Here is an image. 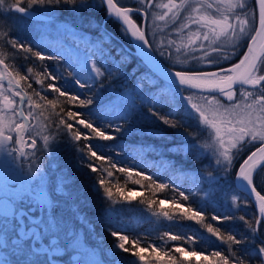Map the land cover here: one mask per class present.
<instances>
[{
    "label": "snow or ice",
    "instance_id": "6c2138e0",
    "mask_svg": "<svg viewBox=\"0 0 264 264\" xmlns=\"http://www.w3.org/2000/svg\"><path fill=\"white\" fill-rule=\"evenodd\" d=\"M221 6H225L223 10ZM58 9L81 20L102 10L105 21L119 25L121 35L134 42L136 53L145 65L131 90L120 89L117 94L103 98L101 90L106 88L105 81L118 78L114 73L128 60V54L121 49H116L115 54L111 48L105 50L100 42L93 43L87 33L73 31L72 35L86 49L91 47L100 59L110 60L111 67L99 63L93 55L77 54L67 63V76L43 64L65 61L63 53L53 54L43 44L13 35L16 21L12 17L26 19L41 10L52 17ZM0 17L4 19L0 24V157L21 181L19 185H10L20 189L11 200L13 215L22 219L26 211L24 201L31 200L37 209L44 211L50 229L63 228L70 243L87 249L80 254L89 255L91 259L75 264H125L126 254L135 258L133 264H151V261L190 264L187 258L198 256H204L205 260L211 257L216 264H264V189H259L257 182L258 175L264 172V0H252L251 8L246 0H167L166 3H157V0H130L128 3L122 0H0ZM156 22L169 29L167 35L159 39L155 32L150 33V27ZM50 25L55 26V19L50 20ZM173 37L182 39L178 43ZM20 53L25 54V61L32 63L17 66L7 62L15 61ZM180 54L184 59L178 58ZM232 57L238 58L231 62ZM37 61L42 65L40 71L33 66ZM189 61L202 66L189 67ZM45 80L49 81L46 88ZM62 80L78 91H70L59 83ZM22 82H29V89L32 83L40 86V90H34L35 98L24 89ZM107 88L111 89L110 80ZM49 90L65 97L76 110L60 107L57 111V99H49ZM177 97L183 101L188 115L194 114L199 125L207 130L208 135L203 140L198 133L188 132L179 112L162 111L177 103ZM145 108L147 115L167 128H184L191 137L169 144L167 152L175 169L196 173L203 205L193 206L196 193L187 192L174 182L167 183L135 164L98 153L91 143L94 139L116 141L117 134L126 131L125 125L130 126ZM110 113H115L116 120L122 123L109 119ZM61 139L80 154V167L97 174L91 188L94 195L108 205L100 220L112 241L99 255L96 249L87 247L81 236L72 227L68 228L69 223L57 213L62 199L67 203L72 198L73 213L77 216L82 207L87 206L86 202L81 204L80 193L74 196L70 190L74 181L63 177L58 183L50 184L42 163L35 162L38 153L53 155ZM122 154L123 150L116 153L117 156ZM26 157L31 161L27 168L24 167ZM203 160L208 161L204 169L182 166L188 161L195 164ZM94 161H106L115 172L126 174V184L130 181L132 185L147 187L153 195L166 189L176 193L178 199L173 197L170 201L174 205L171 212L153 210L156 200L141 203L146 204L153 216L173 222L178 214L202 226L210 238H215L213 243L218 242L215 250H198L199 237L170 232L159 237L163 244L141 246V238L130 240L129 235L111 228L116 205H131L133 189L113 183L114 172L99 167ZM230 178V187L245 190L250 198L239 202L238 195H230L231 206L239 210L241 206L254 204L253 218L207 211L213 203H218V195H223L222 189L220 193L215 189L221 188L222 180L227 182ZM261 180L264 181V177ZM143 181L148 183L145 185ZM36 216L38 218L39 213ZM237 219L242 222L244 231L234 232L224 227L225 222ZM17 239L30 251L28 241L19 235ZM167 241H181V244L170 248ZM44 242L48 244V240ZM49 247L54 251L61 246ZM205 252L208 255H204ZM59 258L46 255L45 264H58Z\"/></svg>",
    "mask_w": 264,
    "mask_h": 264
},
{
    "label": "trees",
    "instance_id": "16d2710c",
    "mask_svg": "<svg viewBox=\"0 0 264 264\" xmlns=\"http://www.w3.org/2000/svg\"><path fill=\"white\" fill-rule=\"evenodd\" d=\"M122 2L128 3L130 0H122ZM246 2L248 3L249 8H251L252 0H246ZM157 3H164V0H157ZM156 11L159 12L160 10L156 9ZM37 12L44 13L43 10ZM52 17L55 20L69 23L70 26L76 31L87 33L93 43L100 42L105 50L111 48L113 50V54H115L116 49H121L124 53L128 54V60L121 64L118 72L114 73V76L118 78L114 80L109 78L111 81V89L107 88L109 80L105 81L106 88L101 90L103 98L107 99L109 95L117 94L120 89L131 90L133 86L138 83V78L145 66L132 53L130 42L126 36L121 35L119 25L113 23L112 21L104 20L102 10H98L91 15H86L83 20H81L80 17H74L72 14L64 11L63 9H58L52 14ZM12 19L16 21V31L13 33V35H18L21 39L28 42L43 44L44 47L49 46L50 49L53 48L54 44H47L44 42L46 39L31 34L29 27L33 24H36L35 22L29 21L27 19H19L18 17H12ZM89 21H91V23H89ZM2 23H4V19L0 17V24ZM155 33L157 34V39H159L158 33ZM109 37H111V39H109ZM62 39L70 42L71 45L82 49L89 55H93L99 63H107L108 66L111 67L110 60L100 59L98 53H94L91 47L86 49V46L80 40L67 35L63 36ZM227 51L231 52V48H228ZM240 51L242 52V49ZM24 55L25 54L20 53L15 61L9 60L7 62L10 65L15 63L17 66L31 64V61H25L23 59ZM237 58L238 57H232L231 62H235ZM221 63H223V60H221ZM43 64H46L54 72L67 76L68 69L65 61H61L59 63L56 61H46L43 62ZM33 66L35 67L36 71H40L42 65L41 62L37 61ZM188 66L198 68L197 66L201 67L202 65L200 63H193L189 61ZM48 82V80H45V88ZM28 83L29 82H22V86L26 91L29 92V94L34 96V90H40V86L32 83V88L29 89ZM59 83L67 87L70 91H78V89L73 88L70 83L65 84V81L63 80ZM48 95L49 99H57V111H59L60 107H64L66 110L68 108L76 110L75 106L68 104L65 97H59L58 94L51 93L50 90ZM177 101V103L171 104L169 108L162 109V111H172L173 113L179 112L180 116L184 117L183 123L188 132L198 133L203 140L208 134L207 130L203 129V126L199 125L198 121L193 116L188 115V112L183 107V104L180 103V100ZM146 113L147 109H142L141 114L131 121L130 126L125 125L127 130L117 134L118 139L116 141H98L94 139L91 141V143L96 146L98 153L112 155L115 159H121L124 161H128L129 157L133 156V154L140 153L142 158H144L147 162L158 163L161 165L157 171L153 172L154 176L164 180L167 183L174 182L187 192L196 193V196L192 201L193 206L195 207L198 204L203 205V197L198 190L199 182L196 180V173L193 171H179L175 169L173 167L172 158L167 152V147L169 144L180 140H189L191 137L185 133L184 128H167L156 118L151 117ZM45 115H47V112ZM116 123H122V121L117 120ZM84 131L87 132L88 130ZM160 137H163V139ZM122 150L123 154L121 156H117L116 153H119ZM79 161L80 154L75 151L70 143L63 139L58 141L55 145V152L53 155L49 156L47 153H38L35 159V162L42 163L44 166L45 171L48 173L50 184L54 185L58 183L63 177H70L71 180L74 181V183L70 186V190L73 192V195L75 196L76 193H80L81 204L83 205L86 202L87 206L82 207V212L79 216H77L73 213L74 205L72 203V198H69L67 203H64L62 199L61 204L57 209V213L69 223L66 226L68 228H73L75 224H78L80 228H83L85 224H88L89 229L96 234V237L104 240L103 242L105 245H109L112 241V238L104 230L105 224L100 220V217L104 214V209L108 207V205L97 198L94 195V190L91 188L93 178L97 174L90 173L84 168L80 167ZM30 162L31 161L26 157L24 167L27 168ZM94 163L99 167L114 172V178L112 180L113 183H118L120 187L131 188L133 190L139 189V193L133 195L134 200L131 205H126L123 207L116 205L117 211L111 215L112 225H123L120 224L121 221H127V223L130 222L132 224V220L136 215L139 216L142 212H149L146 209V204L141 203L142 200H156L157 203L154 205L153 210L157 212H159L161 209L169 210L171 212L174 208V205H172L170 201L173 199V197H177L178 199L176 193L166 189L163 192H157L155 195H153L152 190L148 189L147 187L141 188L140 186L132 185L130 181H128L126 184V174L115 172V170L109 167L106 161H94ZM207 164V160H203L195 164H193L191 161H188L182 166L186 168L204 169V166ZM261 177H264V172H261L257 177L259 189H264V181L261 180ZM134 178L138 179L139 177ZM142 183L146 185L148 182L143 181ZM220 183L221 188L215 189V191L220 193L222 189L223 195H218V203H213L207 208V211L211 213L213 210H215L225 215H232L234 213L237 217L239 215H247L249 218H253L255 211L251 203H249L246 208L241 206L239 210L231 206L229 201L230 195H238L240 198L239 201L242 202L248 200L244 195L237 192L236 189L230 187L231 178L227 182L222 180ZM162 200L168 201L166 208L160 207V201ZM175 215L176 219L173 222L177 224V227L181 228L180 230L183 232L182 235L187 232L190 235L199 237L197 242L198 245H208L209 247L218 245V242L213 243L215 238H210L209 235L203 231L202 226L197 225L192 221H186L178 214ZM85 216L86 219H83ZM224 227L234 232L244 231L243 224L238 219L235 221L225 222ZM126 228H129V230L133 231L135 234H138V232L134 229V226H129ZM175 234L180 233L175 231ZM138 236H140V234H138ZM151 239L152 237L149 238V240ZM172 243L181 244V241H171L167 245H171ZM209 262H213V259L209 258Z\"/></svg>",
    "mask_w": 264,
    "mask_h": 264
},
{
    "label": "flooded vegetation",
    "instance_id": "af4514ba",
    "mask_svg": "<svg viewBox=\"0 0 264 264\" xmlns=\"http://www.w3.org/2000/svg\"><path fill=\"white\" fill-rule=\"evenodd\" d=\"M163 28L164 30H168L166 25ZM166 35L167 34H165V36ZM173 38L177 39L178 43L182 39V37ZM178 58L184 59L183 54H180ZM16 177L21 183L20 177L17 174ZM4 187L8 189L6 184H4ZM12 199L11 196L0 197V201H6L2 202L5 203V207L0 206L1 209L5 210L4 213L0 212V264H5V262H7V264H45L46 255L60 257L58 259V264H75L76 261L86 262L88 260L86 255L80 254L84 251L70 250V248H68L70 241L63 228L59 229V236L57 237H52V235L50 236L45 233L44 227L47 226L45 222V213L42 209H37L31 200L24 201V208L26 211L22 213V219L13 215L11 204ZM37 213H39L38 218L36 216ZM17 223L18 227L16 226ZM73 229L81 236V238L83 237L82 240L87 247L99 251H106L108 249V246L101 245L97 242L96 234L89 229L88 224H85L83 228H80L78 224H75ZM17 235L29 242L30 251L27 245H21V241L17 239ZM45 240H48V244H45ZM175 244L176 243L167 245V247L174 248ZM49 245H60L61 247H56L53 251ZM64 245H67V247H64ZM216 247L217 246L214 245L210 247L208 245H198V250L208 249L211 251L215 250ZM176 255L179 256V254ZM204 255H208V252H205ZM90 259L91 257L89 260ZM134 260L135 258L128 254L124 257L125 264H133ZM187 260L190 264H216L214 259L213 262L210 263L209 259H204V256H198L197 258L188 257ZM154 263L155 261H151V264Z\"/></svg>",
    "mask_w": 264,
    "mask_h": 264
},
{
    "label": "rangeland",
    "instance_id": "374dc122",
    "mask_svg": "<svg viewBox=\"0 0 264 264\" xmlns=\"http://www.w3.org/2000/svg\"><path fill=\"white\" fill-rule=\"evenodd\" d=\"M166 2H167V0H164V3H166ZM224 7L225 6H221V10H223ZM51 19H54V18L52 17ZM35 23L36 24H33L32 26L29 27V31H31V34L37 35L38 37H42L46 40L49 38L47 41L45 40L44 42H47V44H49V43L54 44V46H53L54 49H50L49 46H47V47H45L46 50H50V52H52V53L61 52L65 55V57L69 58L70 62L72 59L75 58V56L77 54H79L81 56L88 55L82 49L76 48L75 46H71L68 42L61 39L65 35L72 36V37L76 38L74 35H72V32L76 31V30L74 28H72L69 23H65V22H62L59 20H55V26H51L50 21L43 22V23H40V22L39 23L35 22ZM163 27H165V25H163V23L156 22V27H155V25H152L150 27V33L151 32H157L159 35V38H161V36H165V34H167V32L169 30V29L164 30ZM65 28H67V31H63V29H65ZM56 29H61L62 31L58 32V31H56ZM161 29H163V32H161ZM76 32H79V31H76ZM197 67L199 68V66H197ZM193 99L195 101L196 97H194ZM177 100H180L179 97H177ZM180 103H182L183 107H184V103L182 100H180ZM192 116L195 118L194 114ZM108 118H111L112 120H116V114L110 113ZM124 162L128 163V161H124ZM129 164H134V162H131ZM152 166H153V169L156 168V165H152ZM157 166L161 167V165H158V164H157ZM138 168H141V167H138ZM10 171H12V170L5 165L4 158L0 157V186L2 185L0 187V197L1 196H7V197L11 196L13 198L20 191L19 187L17 189H13L10 187V185L13 183H16L18 185L20 184L18 178L16 177V173L10 172ZM145 171L150 174L152 170L150 168L149 170L146 169ZM4 184H6L8 186V189H6L4 187ZM138 190L139 189L133 190L132 195L139 193ZM239 200H240V198H239ZM162 201H165V200H162ZM239 202H242V201H239ZM167 205H168V201H165L164 203H160V207H162V208H166ZM233 208H235V207H233ZM235 209H237V208H235ZM110 223H112V221H110ZM120 224H123V225H120L122 227L112 225V224H110V225H111V228L120 230L123 233L129 235V238L137 239V237L136 238L131 237V234H130L131 230H129V228H126L129 226H134V229L137 232L141 233L143 235V237L145 238V239H142L141 246H144L147 243H154V245L163 244L164 242L161 241L159 239V237L162 236L164 232H170V233L175 234V231H177L178 233L180 231L181 235L183 233L182 230H180L181 228L177 227V224H175L174 222H169V221H167V220H165L159 216H153L149 212H142L139 216L136 215L134 217V219L132 220V224L130 222L126 223L123 221H121ZM44 231L46 234H48L50 236L52 235V237L59 236V229L53 230V229H50L48 226H46V227H44ZM263 231H264V229H263ZM184 235H190V234L185 232ZM145 236L146 237H152V239L149 240ZM165 240H167V238H165ZM103 241L104 240L97 238V242L99 244L105 245ZM170 242L171 241H167V244ZM178 245H180V244H175L174 246H178ZM105 246H109V245H105ZM68 248H70V250H80V251L87 252V249L83 248L82 245L78 246L77 244H73V243H70ZM97 255H99V250H97ZM86 257L88 259L87 261H89L90 256L86 255ZM195 258H197V257H195ZM161 259L164 260L165 258L163 256H161Z\"/></svg>",
    "mask_w": 264,
    "mask_h": 264
},
{
    "label": "water",
    "instance_id": "95a60500",
    "mask_svg": "<svg viewBox=\"0 0 264 264\" xmlns=\"http://www.w3.org/2000/svg\"><path fill=\"white\" fill-rule=\"evenodd\" d=\"M27 19L35 20V21L46 22V21L51 20V17H49V16H45V15L40 14V13H37V12H34L33 15H32V17L27 18ZM127 38H128V37H127ZM128 40H129V38H128ZM129 42H130L131 47H132V53H133V54H134V55H135V56H136V57L142 62V58L136 53L134 42H131L130 40H129ZM144 66H145V65H144ZM5 84H6V82H5ZM237 190H238L240 193H242L244 196H246V198H247L248 200H250V198L248 197V195H247V193H246L245 190H242V189H237ZM251 204H252V203H251ZM0 206H1V207H5V203L0 202ZM252 206H253L254 211L256 212V206H255L254 204H252ZM0 212L4 213L5 210H3V209L0 208Z\"/></svg>",
    "mask_w": 264,
    "mask_h": 264
}]
</instances>
